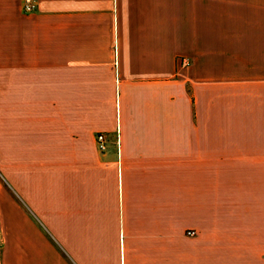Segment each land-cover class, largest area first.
<instances>
[{"label":"crops","instance_id":"crops-1","mask_svg":"<svg viewBox=\"0 0 264 264\" xmlns=\"http://www.w3.org/2000/svg\"><path fill=\"white\" fill-rule=\"evenodd\" d=\"M35 1L0 0V154L21 197L2 264H264L256 19L231 0Z\"/></svg>","mask_w":264,"mask_h":264},{"label":"rangeland","instance_id":"rangeland-1","mask_svg":"<svg viewBox=\"0 0 264 264\" xmlns=\"http://www.w3.org/2000/svg\"><path fill=\"white\" fill-rule=\"evenodd\" d=\"M231 6L232 8L233 6H240L239 11L244 12L248 18H255L256 25H259L258 30L264 34V0H231ZM234 10L238 11V8L236 7ZM28 161L30 164L37 162V160ZM14 166L15 156L0 154V264H2L1 258L8 263H11L10 258L12 262L16 259L15 232L11 225L13 226L14 217L16 213L21 212V209L15 199L20 197V195L15 193L16 191L12 184L14 182ZM220 207L221 205L217 206V208ZM186 235L193 237L195 236V231L188 230ZM5 238H7V244H5ZM20 244H22L20 249L26 250L24 248L25 242Z\"/></svg>","mask_w":264,"mask_h":264},{"label":"built area","instance_id":"built-area-1","mask_svg":"<svg viewBox=\"0 0 264 264\" xmlns=\"http://www.w3.org/2000/svg\"><path fill=\"white\" fill-rule=\"evenodd\" d=\"M36 10V1L35 0H23L22 11L25 14L33 13ZM184 65H188L187 60H182ZM108 139L104 133H98L95 136V146L97 151L100 154H105L108 150Z\"/></svg>","mask_w":264,"mask_h":264}]
</instances>
